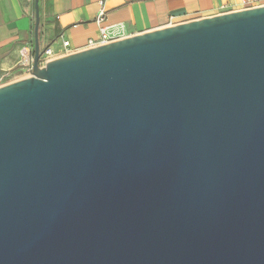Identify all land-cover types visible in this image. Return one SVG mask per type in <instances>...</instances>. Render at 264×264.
Masks as SVG:
<instances>
[{
	"label": "water",
	"instance_id": "obj_1",
	"mask_svg": "<svg viewBox=\"0 0 264 264\" xmlns=\"http://www.w3.org/2000/svg\"><path fill=\"white\" fill-rule=\"evenodd\" d=\"M39 28L0 87V264H264V6L45 66Z\"/></svg>",
	"mask_w": 264,
	"mask_h": 264
},
{
	"label": "crops",
	"instance_id": "obj_2",
	"mask_svg": "<svg viewBox=\"0 0 264 264\" xmlns=\"http://www.w3.org/2000/svg\"><path fill=\"white\" fill-rule=\"evenodd\" d=\"M245 0H107L98 24L99 0H39L40 52L55 57L89 49L103 26L123 23L127 36L245 9ZM262 4L264 0H261ZM36 0H0V80L31 76L36 44ZM64 41L70 46L64 47Z\"/></svg>",
	"mask_w": 264,
	"mask_h": 264
},
{
	"label": "built area",
	"instance_id": "obj_3",
	"mask_svg": "<svg viewBox=\"0 0 264 264\" xmlns=\"http://www.w3.org/2000/svg\"><path fill=\"white\" fill-rule=\"evenodd\" d=\"M106 1L107 0H99V11L96 17V22L98 24H101L107 16V8H106ZM245 9H250L254 7L264 6V3L262 4L261 0H245L244 1ZM244 10V9H243ZM130 36H127L126 34V28L123 23L120 24H114L110 26H103L99 29V37L97 39H90L89 40V46L90 48L106 45L111 42H115L121 39L128 38ZM70 42L64 41V47H69ZM54 51L49 46L44 49V51L41 53L40 56V64L42 66H45L48 62L55 59ZM34 62V58H33ZM31 70V71H30ZM29 72H33V67L29 69Z\"/></svg>",
	"mask_w": 264,
	"mask_h": 264
},
{
	"label": "rangeland",
	"instance_id": "obj_4",
	"mask_svg": "<svg viewBox=\"0 0 264 264\" xmlns=\"http://www.w3.org/2000/svg\"><path fill=\"white\" fill-rule=\"evenodd\" d=\"M11 82H12V81L7 80L6 78H4L3 80L1 79V80H0V87L3 86V85H6V84H8V83H11Z\"/></svg>",
	"mask_w": 264,
	"mask_h": 264
}]
</instances>
